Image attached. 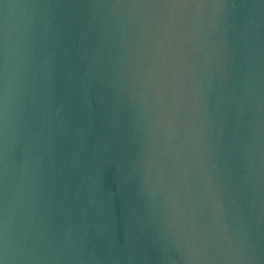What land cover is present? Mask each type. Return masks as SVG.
Returning <instances> with one entry per match:
<instances>
[{
	"label": "water",
	"instance_id": "water-1",
	"mask_svg": "<svg viewBox=\"0 0 264 264\" xmlns=\"http://www.w3.org/2000/svg\"><path fill=\"white\" fill-rule=\"evenodd\" d=\"M0 264H264V0H0Z\"/></svg>",
	"mask_w": 264,
	"mask_h": 264
}]
</instances>
